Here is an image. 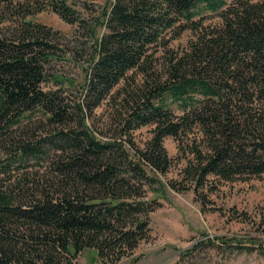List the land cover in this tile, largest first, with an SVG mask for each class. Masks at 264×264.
I'll return each instance as SVG.
<instances>
[{
    "label": "trees",
    "instance_id": "1",
    "mask_svg": "<svg viewBox=\"0 0 264 264\" xmlns=\"http://www.w3.org/2000/svg\"><path fill=\"white\" fill-rule=\"evenodd\" d=\"M77 4L0 0V22L11 24L0 28V264H77L87 248L103 264L131 256L150 237L159 202L147 188L170 169L168 136L186 159L182 190L264 175V0H106L93 23ZM46 10L92 39L77 103L46 87L52 59L73 54L58 31L28 19ZM204 10L220 25L155 68L164 33L181 21L200 31L191 25ZM116 87L117 134L104 140L86 119ZM144 126L152 134L136 144Z\"/></svg>",
    "mask_w": 264,
    "mask_h": 264
},
{
    "label": "rangeland",
    "instance_id": "2",
    "mask_svg": "<svg viewBox=\"0 0 264 264\" xmlns=\"http://www.w3.org/2000/svg\"><path fill=\"white\" fill-rule=\"evenodd\" d=\"M81 1L76 0V9L88 19L99 16L106 2ZM84 1L89 5L87 9L80 8ZM72 2L75 0H68V3ZM28 19L58 31L62 37V49L73 52L71 55L59 51L55 59H52L46 87H60L70 102L81 101L86 68L92 55V39L83 36L76 25L67 24L50 10L29 16ZM193 20L191 26L201 25L200 31H194L191 27L181 31L179 27L184 22L181 21L164 33L167 46H156L155 68H162L169 55L183 52L189 42L197 34L203 33L205 28H214L221 23L218 12L206 10ZM9 25V21L0 22V28ZM104 31V27H99L98 36ZM178 31L181 32L177 34ZM119 88L113 89L100 107L86 119L95 134L104 140L117 134V114L122 109L123 102ZM168 103L175 115L181 114V107L177 103ZM152 128L144 126L135 130L132 133L134 142L142 145L151 136ZM191 136L192 134L190 138ZM164 146L172 164L166 175L159 176L161 183L147 188V196L156 198L159 202V206L150 215V237L142 241L131 256L124 257L115 264H264V234L261 232L264 217V175L237 177L231 181L210 176L206 187L197 191L193 188L182 190L181 170L186 162L181 157L182 149L170 136L164 139ZM187 156L191 157L189 153ZM172 180L176 181L179 190L171 188L169 183ZM203 194L206 202L200 200ZM224 238L226 241L232 239L225 244ZM246 245L252 251H245L243 248ZM76 263L103 264L96 251L90 248L78 255Z\"/></svg>",
    "mask_w": 264,
    "mask_h": 264
}]
</instances>
